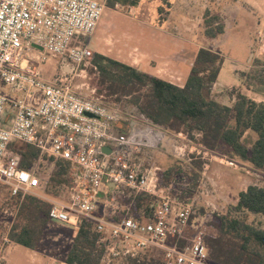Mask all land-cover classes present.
Returning a JSON list of instances; mask_svg holds the SVG:
<instances>
[{"label":"built area","instance_id":"1","mask_svg":"<svg viewBox=\"0 0 264 264\" xmlns=\"http://www.w3.org/2000/svg\"><path fill=\"white\" fill-rule=\"evenodd\" d=\"M104 9L97 0H0V185L21 202L28 195L48 202L51 223L75 233L84 219L93 220L104 246L101 264H123L148 249L159 250L164 264H213L204 231L189 233L195 225L194 200L160 195L159 169L140 158L159 147L166 129L137 115L124 131L119 108L82 96L67 77L51 81L41 74L39 67L51 57L71 64L67 73L93 66L89 39ZM2 88L19 95L11 98ZM9 108L13 118L6 125ZM14 141L39 151L32 169L21 167L17 152L7 155ZM197 147L202 160L213 153ZM59 159L71 164L72 183L67 200H50L44 194ZM125 192L155 197L153 215L140 220L128 213L111 219L98 214L101 200ZM4 243L11 244L8 234Z\"/></svg>","mask_w":264,"mask_h":264},{"label":"trees","instance_id":"2","mask_svg":"<svg viewBox=\"0 0 264 264\" xmlns=\"http://www.w3.org/2000/svg\"><path fill=\"white\" fill-rule=\"evenodd\" d=\"M117 3L123 2L107 0L108 7H114ZM170 7L169 0H160L157 7L158 24L166 20ZM204 19L206 37L215 38L225 32V24L218 15L206 11ZM223 63L224 57L220 52L201 48L185 86L180 87L108 56L96 53L93 58L100 85L106 86L108 95L131 97L137 108V115L170 132L187 134L192 139L193 134L197 133V144L200 147L214 153L224 148L230 156L238 157L255 168L264 170V102H256L240 92L231 106L214 99L212 88L218 81ZM240 77L248 89L258 93L264 92L247 82L248 78L254 79L264 86L263 75L253 76L252 73L243 72ZM102 91L103 89L99 92ZM120 127L124 131L127 130L124 126ZM250 132L257 135L256 140L248 135ZM11 151L20 154L21 167L25 169H32L39 157V151L35 147L18 141L10 143L7 155ZM194 164L202 168V162ZM190 166L191 170H195L193 164ZM71 169L68 161L57 160L47 192L50 188L68 190L72 183ZM176 170L182 172L180 166ZM128 198L136 218L144 220L153 215L155 197L140 193L134 197L129 195ZM146 199L152 201L144 212L140 205ZM180 199L187 198L181 194ZM21 207L22 214L28 215L27 222L18 233H12L11 238L16 244L34 250L44 227L51 223L50 205L38 197L28 195L21 202ZM233 209L236 214L233 210H228L217 218L215 235L209 238L205 236L211 261L215 264H264V227L262 222L248 221L252 215L261 219L264 217V187H247L245 191L240 192L239 201ZM237 213L241 216H237ZM100 237L95 222L84 219L73 238L66 263L100 264L104 253V246L99 243ZM153 251L145 250L125 261H132L133 264H152L158 261L164 264L163 255L156 257ZM147 255L152 258L148 259Z\"/></svg>","mask_w":264,"mask_h":264},{"label":"rangeland","instance_id":"3","mask_svg":"<svg viewBox=\"0 0 264 264\" xmlns=\"http://www.w3.org/2000/svg\"><path fill=\"white\" fill-rule=\"evenodd\" d=\"M97 1L105 4L99 33L108 35V41L113 44L119 33H121L120 25H122L123 21L127 17H135L137 15L134 12V7H137L140 3L144 5L147 1L151 4L150 7L156 6L157 8L160 0H125L123 3H117L114 7H108L107 0ZM212 14L215 15L213 12ZM198 31L197 36H199L200 32L202 33L201 30ZM244 31L241 35L236 32L232 34L228 44L224 45L226 57L222 65L221 81L216 87L212 88V97L222 104L224 102L228 103V101L233 103V99L240 92L236 88L224 89V82L227 85H232V82L237 80L234 73L236 67L242 68L245 63V66H250L245 73H252L253 76H264V59L260 60L252 57L250 61L245 62L243 58ZM256 61H259V63H256ZM67 66L71 67L72 65L62 58L51 57L41 64L39 69L41 74L48 80L53 81L61 76L67 77L74 90L82 96L99 98L102 103L109 107L119 108L124 118L120 126L127 128L129 122L138 113L132 98L108 95L106 86L100 85L99 73L94 65L76 67V70L71 73L66 72L68 70ZM247 82H251L255 88L264 91V86L256 80L248 78ZM102 89L103 91L100 93L99 91ZM259 94L264 95V92L261 91ZM174 134L176 133L170 135L172 139L164 147V149L169 150L170 154L162 150L154 156L155 163L153 165L161 168L159 170V178L161 176L160 195L168 196L170 199H180V195L183 194L187 199H180V201L185 202L193 199L195 209L193 220L195 225H193L189 233L195 232L196 229H201L204 231L206 238L212 237L217 232L216 226L218 223L216 221L219 216H223L228 210H233L234 214H236L233 207L238 202L235 200L244 188L250 185L264 187V170H261L263 173H259L261 176L258 178L252 170L255 168L254 166L238 157L230 156L224 148H221L218 152H213L206 160H202L200 158L201 155H198L195 150L198 145L197 139L199 138L197 133L193 134V139L187 134H185L187 139H184L183 136H174ZM248 135L253 140L257 139V135L253 132ZM190 158L193 161L189 162ZM195 162H202V168L197 167L194 164ZM203 162H207L208 165L205 169H203ZM190 164H193L196 171L191 170ZM178 166L182 168V172L179 171L180 173L176 172L178 171L176 170ZM125 193H123L125 195L108 196L106 200H101L98 214L110 219L114 216H125L127 213L134 217L128 194L127 192ZM44 195L50 200H67L68 198L67 189L60 190V188H50ZM151 201L146 199L142 202L140 205L142 211H146ZM20 204V200L11 197L8 190L0 185V249L5 250V258L1 260L0 264H67L66 257L71 248L75 232L62 224L51 223L48 226L46 225L34 250L20 246L12 240L11 234L14 232L18 233L27 222L28 215L26 213L22 214ZM115 208L119 211L118 214L113 213ZM237 216L241 215L237 213ZM248 221L262 222L261 224L264 227V219H261V217L252 215ZM7 234L11 240L10 245L3 244V237ZM153 252L154 256L160 255L162 257V253L159 250H154ZM147 258L152 257L147 255ZM125 262L123 264H133L132 261ZM211 263L215 264L214 262ZM152 264L160 263L154 261Z\"/></svg>","mask_w":264,"mask_h":264},{"label":"crops","instance_id":"4","mask_svg":"<svg viewBox=\"0 0 264 264\" xmlns=\"http://www.w3.org/2000/svg\"><path fill=\"white\" fill-rule=\"evenodd\" d=\"M169 1L171 7L166 20L161 24L157 23L156 6L150 7L151 4L146 1L144 5L140 3L134 7V12L137 15L127 17L123 21L120 25L121 33L113 44L108 41V35L99 33L102 25L101 18L95 33L89 39L91 50L94 54L108 56L180 87L185 86L199 50L209 48L220 52L225 58L224 45L228 44V40L235 32L241 35L245 30L243 42L245 62L250 61L252 57L264 59V0ZM206 11L213 12L222 19L225 24L223 34L215 38L206 37L204 34ZM198 30L202 31L199 36H197ZM248 67L250 66H245V63L242 68L236 67L234 73L237 80L233 81L232 85H227L224 82V89L236 88L240 93L256 102H264V95L248 89L240 77V74L246 72ZM221 77L222 68L214 87L220 83ZM2 91L11 98L19 95L11 93L7 88H2ZM224 103L232 105L229 101ZM12 118L13 112L9 108L5 119L6 125ZM135 123L136 121L133 120L132 125ZM165 132L166 137L157 149L148 150L140 155L145 163L154 164V156L157 152L160 153L164 150L169 153V150L164 147L172 139L170 135L173 132L167 130ZM174 136H179V134H174ZM158 169L161 170V168ZM254 169L252 170L260 178L259 173L263 172L260 169ZM246 189L247 187L242 191ZM112 190L107 188L108 192ZM239 194L236 202L239 201Z\"/></svg>","mask_w":264,"mask_h":264},{"label":"water","instance_id":"5","mask_svg":"<svg viewBox=\"0 0 264 264\" xmlns=\"http://www.w3.org/2000/svg\"><path fill=\"white\" fill-rule=\"evenodd\" d=\"M121 2H125V0H121ZM89 116H92L91 114H88ZM106 150H108V148H105Z\"/></svg>","mask_w":264,"mask_h":264}]
</instances>
